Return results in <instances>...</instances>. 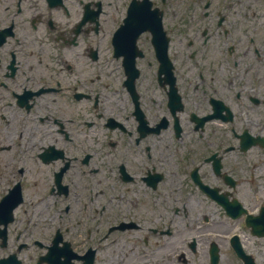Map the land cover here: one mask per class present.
<instances>
[{"label": "flooded vegetation", "instance_id": "af4514ba", "mask_svg": "<svg viewBox=\"0 0 264 264\" xmlns=\"http://www.w3.org/2000/svg\"><path fill=\"white\" fill-rule=\"evenodd\" d=\"M128 1L0 0V258L264 264V0Z\"/></svg>", "mask_w": 264, "mask_h": 264}, {"label": "rangeland", "instance_id": "374dc122", "mask_svg": "<svg viewBox=\"0 0 264 264\" xmlns=\"http://www.w3.org/2000/svg\"><path fill=\"white\" fill-rule=\"evenodd\" d=\"M2 127V126H1ZM2 153H1V151H0V155H1ZM3 163V161H2V157L0 156V173L2 172V171H4L5 170V168H7V166L5 167V165L4 164H2ZM31 196H33L31 193H29Z\"/></svg>", "mask_w": 264, "mask_h": 264}]
</instances>
